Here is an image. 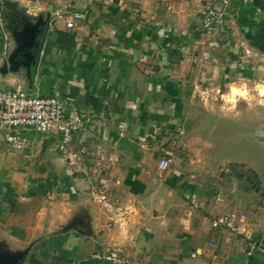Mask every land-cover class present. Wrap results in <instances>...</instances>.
I'll return each mask as SVG.
<instances>
[{
  "label": "crops",
  "instance_id": "obj_1",
  "mask_svg": "<svg viewBox=\"0 0 264 264\" xmlns=\"http://www.w3.org/2000/svg\"><path fill=\"white\" fill-rule=\"evenodd\" d=\"M224 1L0 0V92L57 95L86 120L66 151L35 131L17 149L0 130V245L12 264H112L95 255L114 250L129 264H264L244 236L212 227L234 214L264 240L261 166L219 163L225 111L188 105L203 88L264 80V3L231 0L207 33L202 11ZM5 8L23 19L15 31ZM71 11L87 17L68 29ZM241 165L259 190L230 170Z\"/></svg>",
  "mask_w": 264,
  "mask_h": 264
},
{
  "label": "built area",
  "instance_id": "obj_2",
  "mask_svg": "<svg viewBox=\"0 0 264 264\" xmlns=\"http://www.w3.org/2000/svg\"><path fill=\"white\" fill-rule=\"evenodd\" d=\"M243 5L252 4L255 0H237ZM231 0H225L222 8L208 6L202 11L203 26L207 33H215L224 25L228 16ZM264 2V0H263ZM67 28L73 29L75 22L87 17L85 12H68ZM85 117L76 110L69 111L67 102L57 95L41 96L28 94L21 90L0 92V130L8 131L6 141L14 148L21 149L24 142L22 131H35L43 135H57L60 138V150L66 151L76 135L85 130ZM78 154H73L78 159ZM162 169H169L171 162L163 159ZM198 208L197 205H195ZM234 214L224 215L212 221L214 229L228 230L236 236L246 239L245 254L247 256L260 255L264 260V240H256L245 229L236 225ZM243 219V217H242ZM95 259L112 264H129L119 251L97 254Z\"/></svg>",
  "mask_w": 264,
  "mask_h": 264
},
{
  "label": "rangeland",
  "instance_id": "obj_3",
  "mask_svg": "<svg viewBox=\"0 0 264 264\" xmlns=\"http://www.w3.org/2000/svg\"><path fill=\"white\" fill-rule=\"evenodd\" d=\"M7 10L9 9L5 8V11H1L4 27L8 28L10 26L9 29L15 31L20 25H23V19L17 15L12 19V16L8 15ZM255 83L253 81L248 85L251 88ZM226 90L224 88L223 91L217 92L213 89L203 88L202 91L195 92L197 94L193 93L196 97L195 99H198L199 102L193 103L190 101L188 105L190 109H202L206 114L208 111L213 113L212 111L215 110L211 104H217L223 110L222 95ZM211 95L216 97L213 102L209 99V97H212ZM224 113L225 117L219 123V132L223 131L222 138L227 139L224 140V144H222L223 139H220V154L217 161L221 163V161L240 162L248 160L254 166H261L259 169L264 175V106L256 105L249 108L246 102H241L235 112L225 111ZM211 120L214 121L215 118ZM211 120L209 119V121ZM228 136H230V140H228ZM227 140L228 142H226ZM230 170H235L236 173H242L244 176L253 179L254 183L252 185L259 190L260 179L255 176V174L258 175L257 172L248 170L245 165L236 166L230 168ZM7 254L5 248L0 245V264H12Z\"/></svg>",
  "mask_w": 264,
  "mask_h": 264
},
{
  "label": "clouds",
  "instance_id": "obj_4",
  "mask_svg": "<svg viewBox=\"0 0 264 264\" xmlns=\"http://www.w3.org/2000/svg\"><path fill=\"white\" fill-rule=\"evenodd\" d=\"M225 87L227 90L222 95V101L226 112H235L241 102H246L249 108L264 106V80L257 81L251 88L243 80Z\"/></svg>",
  "mask_w": 264,
  "mask_h": 264
},
{
  "label": "trees",
  "instance_id": "obj_5",
  "mask_svg": "<svg viewBox=\"0 0 264 264\" xmlns=\"http://www.w3.org/2000/svg\"><path fill=\"white\" fill-rule=\"evenodd\" d=\"M262 2H263V0H261ZM264 3V2H263ZM11 6V5H10ZM13 7V6H12ZM14 9H16L17 10V7L16 6H14ZM241 176V175H240ZM255 176H257L256 178H258V175H256L255 174ZM248 180H249V182L252 184V183H254V180L253 179H251V178H248Z\"/></svg>",
  "mask_w": 264,
  "mask_h": 264
}]
</instances>
